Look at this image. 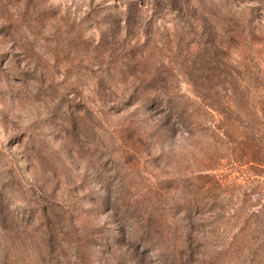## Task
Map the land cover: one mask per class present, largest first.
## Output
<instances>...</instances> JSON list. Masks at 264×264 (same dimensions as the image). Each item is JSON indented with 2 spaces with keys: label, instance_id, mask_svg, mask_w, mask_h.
Here are the masks:
<instances>
[{
  "label": "rangeland",
  "instance_id": "obj_1",
  "mask_svg": "<svg viewBox=\"0 0 264 264\" xmlns=\"http://www.w3.org/2000/svg\"><path fill=\"white\" fill-rule=\"evenodd\" d=\"M260 101L264 0H0V264H264Z\"/></svg>",
  "mask_w": 264,
  "mask_h": 264
},
{
  "label": "trees",
  "instance_id": "obj_2",
  "mask_svg": "<svg viewBox=\"0 0 264 264\" xmlns=\"http://www.w3.org/2000/svg\"><path fill=\"white\" fill-rule=\"evenodd\" d=\"M248 107L249 116L241 122L242 126L248 132L251 143L257 144L260 149H264V101H260L259 105Z\"/></svg>",
  "mask_w": 264,
  "mask_h": 264
}]
</instances>
